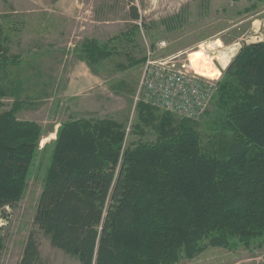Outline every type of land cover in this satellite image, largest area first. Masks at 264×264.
<instances>
[{"label":"trees","instance_id":"trees-1","mask_svg":"<svg viewBox=\"0 0 264 264\" xmlns=\"http://www.w3.org/2000/svg\"><path fill=\"white\" fill-rule=\"evenodd\" d=\"M129 12L139 18L135 6ZM7 43L0 25V71L15 61ZM111 53L87 37L78 58L93 70ZM4 88L0 79V210L21 198L42 136L36 120L17 117L23 100L7 102ZM214 98L216 139L207 148L198 122L178 116L161 115L155 140L124 148L117 120L69 115L57 131L34 224L78 264H177L208 246L264 240V38L239 48ZM136 108L143 123L155 120L149 104ZM39 263L30 231L18 264Z\"/></svg>","mask_w":264,"mask_h":264},{"label":"rangeland","instance_id":"rangeland-1","mask_svg":"<svg viewBox=\"0 0 264 264\" xmlns=\"http://www.w3.org/2000/svg\"><path fill=\"white\" fill-rule=\"evenodd\" d=\"M131 5L138 11L137 20L130 18ZM0 25L8 36L9 54L15 56L14 63L0 71L4 100L22 99L17 117L36 120L42 127L21 198L0 210V264L19 263L30 231L37 239L39 264H78L75 255L53 247L33 222L60 123L82 111L88 117L120 122L124 148L155 140L160 116L176 114L153 107L152 123L139 118L137 103L148 104L135 98L147 46L156 56L180 52L187 68L195 69L191 58L198 57L201 75L218 81L244 43L264 38V0H0ZM87 37L106 42L112 50L93 70L78 58L80 43ZM161 41L165 45L159 48ZM131 58L135 61L129 64ZM76 59L94 80L84 77L69 85ZM217 81L208 84L213 89L205 110L189 119L198 122L204 148L216 139L209 121ZM177 264H264V240L249 247L240 242L232 248L208 246Z\"/></svg>","mask_w":264,"mask_h":264},{"label":"built area","instance_id":"built-area-1","mask_svg":"<svg viewBox=\"0 0 264 264\" xmlns=\"http://www.w3.org/2000/svg\"><path fill=\"white\" fill-rule=\"evenodd\" d=\"M164 45V41L157 44L159 48ZM155 51L147 46L146 61L140 73L135 98L181 118H198L212 95L208 92L213 88L208 84L217 79H206L192 66L187 68L180 52L156 56Z\"/></svg>","mask_w":264,"mask_h":264},{"label":"crops","instance_id":"crops-1","mask_svg":"<svg viewBox=\"0 0 264 264\" xmlns=\"http://www.w3.org/2000/svg\"><path fill=\"white\" fill-rule=\"evenodd\" d=\"M76 60L77 62L73 64V66L71 65L72 68L70 71L69 85H72L73 83L77 81H82L84 77L89 81L94 80L95 77L91 75L90 72H88L89 74H86L87 72H84L83 64L81 63L82 61L79 59H76Z\"/></svg>","mask_w":264,"mask_h":264},{"label":"bare ground","instance_id":"bare-ground-1","mask_svg":"<svg viewBox=\"0 0 264 264\" xmlns=\"http://www.w3.org/2000/svg\"><path fill=\"white\" fill-rule=\"evenodd\" d=\"M231 48H232V47H231ZM191 57H192V56H191ZM196 58H198V57H192V58H191V61L193 62V67L195 68V70H196L198 73L201 74V73H202V69H199V68L197 67L199 63H198V61L195 62ZM221 61H222V64H224V63H226L227 60H226V58H225V59L223 58ZM220 64H221V63H220ZM203 66L207 69V72L210 74V76L213 75L212 70H210L208 66H206L205 64H203ZM202 75H205V74H202Z\"/></svg>","mask_w":264,"mask_h":264}]
</instances>
